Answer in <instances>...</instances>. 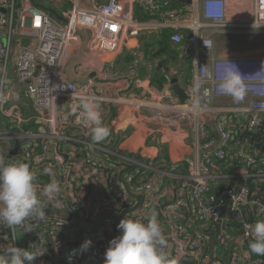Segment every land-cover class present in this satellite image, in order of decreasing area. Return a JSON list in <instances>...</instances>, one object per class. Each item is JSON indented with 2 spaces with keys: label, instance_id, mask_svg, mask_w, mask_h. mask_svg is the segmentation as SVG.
Returning a JSON list of instances; mask_svg holds the SVG:
<instances>
[{
  "label": "built area",
  "instance_id": "built-area-1",
  "mask_svg": "<svg viewBox=\"0 0 264 264\" xmlns=\"http://www.w3.org/2000/svg\"><path fill=\"white\" fill-rule=\"evenodd\" d=\"M229 1L192 0L187 18L185 12L164 10L157 0H109L92 9L75 6L62 22L37 8L35 0H0V156L5 163L23 162L35 169L46 213L43 221L30 220L17 227L14 236L0 225V246L12 244L44 253L32 264H83L82 252L88 264H105L100 250L106 248L108 238L121 235L111 216L129 211L124 218L147 223L156 212L167 240L162 251L170 262L264 264V256L250 252L253 237L248 227L264 219V58L220 59L214 39L207 34L208 28L217 35L241 29L264 33V0H251V14L244 20L231 19ZM248 1L242 0L246 5L243 14ZM136 7L157 13L165 21L160 27L173 31L174 47L193 60V84L199 91L194 109L182 112L185 121L193 122L192 113L203 109L198 98L206 108L222 100L238 103L220 88L224 65L256 69L252 75H242L247 101L225 110L237 121V132L227 121L218 123V146L213 140L206 141L202 149L211 152L203 162L189 161L186 177L170 189L152 162L115 154L120 150L110 139L94 143L83 122H78L80 110L72 111L81 98L108 102L94 94L92 80L84 88L67 78V68L83 41L80 32L89 34L84 63L78 68L82 74L89 58L106 61L135 48L132 43L148 27L135 16ZM188 31L191 34L185 36ZM27 104L35 113L30 119L24 114ZM240 135L246 138L237 157L240 163L233 166L234 174H224V163L230 160L228 149ZM145 170L155 175L146 182H135ZM53 178L61 191L49 198L42 190ZM138 197H144V204L133 210ZM212 239L218 249L215 258L208 246ZM86 240L92 243L81 251ZM219 250L227 253L219 254Z\"/></svg>",
  "mask_w": 264,
  "mask_h": 264
},
{
  "label": "crops",
  "instance_id": "crops-1",
  "mask_svg": "<svg viewBox=\"0 0 264 264\" xmlns=\"http://www.w3.org/2000/svg\"><path fill=\"white\" fill-rule=\"evenodd\" d=\"M35 1L38 6L37 8L44 9L50 12L54 19L59 20L57 18L58 16L62 19V22H65V16L75 6L92 9L107 3L109 0ZM165 1V3H173L175 12H185L184 16L187 18L190 17V5H183L175 1ZM234 1L238 5L239 17L243 16L244 4L242 0ZM146 10L149 11L148 9ZM164 10L169 11L168 8ZM245 13L247 12L245 11ZM135 16L138 18L137 7L135 8ZM141 22L147 24L148 27L144 30L142 37L132 43L135 48L126 49L120 57L106 61H94L93 58H89L86 64L87 67L85 66L83 68L86 72L80 74L78 72L79 67L76 71L78 75L95 72L97 73L98 79L109 80L108 83H98L95 79L90 81L94 94L104 96L108 99V102L105 104L98 103L100 105L103 123L111 130L110 136L104 141L110 139L112 144H117L115 148L120 150L119 152H114L117 155H119L118 153L127 156L136 155L140 156L141 159L145 158L147 161L152 162L157 166L156 172L159 174V177H162L163 184L170 189L174 187V182H179V180L186 177L185 173L188 168L185 167L189 161L201 160L203 162L205 156L211 152L202 149V146L207 143L206 141L213 140L214 144L216 142V146H218L221 141L217 130L218 123L227 121L229 127L235 131L234 134L237 132V121L233 120L225 110L234 108L236 105L244 104L249 98V95H246L243 100L237 101L238 103L222 100L218 105L212 106L213 108H206L202 99L197 97L203 109L201 111L196 110L195 113H192L193 122L185 121L182 112L187 109H194L195 103L197 102L196 95H194L193 91L194 64L191 81L188 79L189 74L184 71L183 63H178L179 66L172 68V60L160 50L159 41L161 31L163 30L160 26L165 21L159 18ZM186 35L188 36L187 33ZM81 45L77 47L76 51ZM155 51L159 52L160 56L169 64V67H160L158 63H150L152 65L142 68V64L146 61L149 62ZM252 51L260 54L258 55L259 57H253L257 54ZM216 55L224 60L240 59L237 58L240 56L264 58V49L252 50L251 48V52L245 55H236L234 53L221 54L217 51ZM179 59L185 60L191 58L186 57L180 52ZM241 67L235 64L224 65L220 70L226 71L227 69H231L232 71H236L237 68L241 72ZM167 76L168 84L165 87L161 88L158 83H154L155 79L167 78ZM173 78L179 80V84L186 90L189 96V100L185 106L180 104L178 97L172 91L171 81ZM79 84L84 88L87 87L85 83ZM168 92H171V94L169 95ZM21 105H23L22 102L20 103V107ZM26 106L28 112L25 115L26 119L33 118L35 115L30 116L33 107L31 104H27ZM198 124L201 127L197 129ZM27 130L31 129L27 128ZM75 132L78 133L79 131ZM245 140V135H240L235 144L228 149V159L230 160L227 164L224 163V174H228L234 165L240 163L237 157L245 148ZM248 154L249 152H245V155ZM242 162L241 164L245 165L243 159ZM170 170L176 171V174L168 173ZM234 172L235 170L231 171L232 174ZM166 178H169L171 181ZM137 203L138 205L140 204L138 198ZM143 204L144 202L141 201L140 206ZM212 242L213 239L208 242L210 254ZM217 252L218 249L215 246L214 255H211V257L215 258ZM226 253L219 250V254ZM224 256L229 258L228 255ZM216 262L214 263L216 264Z\"/></svg>",
  "mask_w": 264,
  "mask_h": 264
},
{
  "label": "clouds",
  "instance_id": "clouds-1",
  "mask_svg": "<svg viewBox=\"0 0 264 264\" xmlns=\"http://www.w3.org/2000/svg\"><path fill=\"white\" fill-rule=\"evenodd\" d=\"M220 88L237 101L243 100L247 95V85L237 68L236 71H225ZM193 91L194 95L198 94V87ZM78 109V122H83L94 143H101L110 136L111 130L103 123L97 102L81 98L72 111L76 112ZM45 171L53 175L51 169ZM36 179L35 169H31L28 164L16 161L5 163L4 157L0 156V225L10 229L12 236L15 235L16 228L25 226L27 221H43L46 218ZM60 191L59 182L53 178L43 187L42 195L51 198ZM27 227L31 231V226ZM248 227L253 237L249 244L250 252L264 256V219L257 220ZM117 228L121 235L109 242L104 254L105 264H176L175 261L170 262L162 251L167 247V240L158 221V213L153 212L147 223L124 218ZM91 243V240H86L81 245V251H86ZM43 254L14 247L12 244L0 246V264H32Z\"/></svg>",
  "mask_w": 264,
  "mask_h": 264
},
{
  "label": "rangeland",
  "instance_id": "rangeland-1",
  "mask_svg": "<svg viewBox=\"0 0 264 264\" xmlns=\"http://www.w3.org/2000/svg\"><path fill=\"white\" fill-rule=\"evenodd\" d=\"M228 3H229L228 8L230 12V17L232 20H236V19L244 20L247 18L248 15L251 14L252 7H253L251 0L248 1V5H247L248 8L247 10H245L247 13H244L243 16L241 17H239V11L237 10L238 8L237 3H235L234 0H230ZM245 7L246 5H244V9ZM207 34L210 35L214 39L216 52L218 51L221 54L234 53L236 55H245L246 53L249 54V52H251V48L252 50L264 49V33H261L259 30L258 32H252L248 29H241L230 35H217L214 29L208 28ZM252 52L257 54V52L255 51H252ZM258 55L260 54H257L253 57H256ZM237 58L243 59V58H248V57L240 56ZM165 61L166 60H164L162 56H160L159 52L155 51L151 60L149 62L146 61L142 64V68L152 65L150 63H153V64L158 63L160 67H166V66L169 67V64ZM177 66L179 65L176 64V62L172 61L171 67L176 68ZM241 69L242 71L240 73L242 75H250V73L252 75L253 73H255V70H256L255 66H251V67L242 66ZM224 75H225V71H221V76H223V78H224ZM82 253L84 256L83 264H88L87 254L85 252H82Z\"/></svg>",
  "mask_w": 264,
  "mask_h": 264
},
{
  "label": "trees",
  "instance_id": "trees-1",
  "mask_svg": "<svg viewBox=\"0 0 264 264\" xmlns=\"http://www.w3.org/2000/svg\"><path fill=\"white\" fill-rule=\"evenodd\" d=\"M164 1L165 0H157V2H159V4L164 7V9H167L168 8L170 11H174L175 10V8L172 5L173 4L172 2L166 4L165 3L166 1L165 2ZM137 16H138V18H139L140 21H148L150 19L152 20V19H159L160 18V16L157 13H153L151 11H147V10H144V9H141V8H137ZM172 34H173V31L170 30V29H163L161 31V38H160V41H159L160 50H161V52L164 55H166L167 57H169L172 61L176 62V64L183 63L184 71L189 74L188 75V79L192 81L193 62H192L191 59H185V60L179 59V54H180L181 51H180L179 48L173 46V44L171 42V35ZM187 34L189 36V34H191V33H189V31H188ZM221 38H223V37H221ZM185 39H187V37ZM155 82L158 83L161 88L162 87H165L168 84V76H167V78L165 77V78L155 79L154 80V83ZM25 101H27V100H25ZM24 109H25L24 114L27 115L28 112H27L26 108H24ZM34 115H35V113L33 111H31L30 112V116H34ZM116 142H117V140H116ZM185 168H188V166L186 165ZM168 173H170V174H176V171L170 170ZM154 174L155 173L153 171H146L145 170V172H142L140 175L137 176L135 182L136 181H139L140 179H143L142 182H146L149 178L153 177ZM185 174L187 175V170H186V173ZM166 179H169V178H166ZM262 180H264V179H262ZM258 183H255L254 185L252 184L251 185V188L252 189L255 188ZM261 183H262L261 188L264 189V181H262ZM113 238H115V237L108 238V244H107L106 248L104 250H100V253H101V255L103 257H105L104 254H105V252H106V250H107V248L109 246V242ZM185 264H187V263H185Z\"/></svg>",
  "mask_w": 264,
  "mask_h": 264
},
{
  "label": "water",
  "instance_id": "water-1",
  "mask_svg": "<svg viewBox=\"0 0 264 264\" xmlns=\"http://www.w3.org/2000/svg\"><path fill=\"white\" fill-rule=\"evenodd\" d=\"M167 1H169V2L175 1L177 3H181V4L187 5V6L192 4V0H167ZM53 14H54V12H53ZM57 18L62 21V19H60V17L57 16ZM80 33H81V36L83 39V41H82L83 43H82L81 47L76 51L74 59L70 62L69 66L67 68V71H66L67 78L70 81H73L76 83H87L92 79H95V81H97L98 83H108L109 80L98 79L97 73H95V72H89V73H86L83 75L77 74V71H76L77 68L80 67L84 62V55H85V52L87 50L88 41H89V34L87 32L81 31ZM171 83H172L173 93L178 97L180 104L182 106H185L187 101L189 100V96L187 95L186 90L184 88H182V86L179 84V80L177 78H173ZM138 199H139L140 204H141V201H144V197H138ZM140 204L137 205V207L133 210H136L137 208H139ZM128 213H129V211L125 212L121 216L112 215L111 217L116 220L117 224H119L120 221L122 219H124V217ZM218 232H219V229H218ZM215 245H216L215 241H213L211 243V255L212 256L214 255Z\"/></svg>",
  "mask_w": 264,
  "mask_h": 264
}]
</instances>
